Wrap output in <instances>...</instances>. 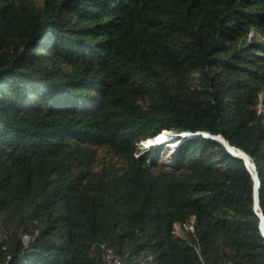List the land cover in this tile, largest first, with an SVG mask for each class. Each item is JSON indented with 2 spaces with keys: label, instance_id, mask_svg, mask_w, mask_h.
I'll use <instances>...</instances> for the list:
<instances>
[{
  "label": "trees",
  "instance_id": "obj_1",
  "mask_svg": "<svg viewBox=\"0 0 264 264\" xmlns=\"http://www.w3.org/2000/svg\"><path fill=\"white\" fill-rule=\"evenodd\" d=\"M264 0H0V264H264ZM176 223L193 228L179 235Z\"/></svg>",
  "mask_w": 264,
  "mask_h": 264
},
{
  "label": "clouds",
  "instance_id": "obj_2",
  "mask_svg": "<svg viewBox=\"0 0 264 264\" xmlns=\"http://www.w3.org/2000/svg\"><path fill=\"white\" fill-rule=\"evenodd\" d=\"M164 131H167V133L166 134H173V135H175L174 133H172V132H176V133H178L180 136H179V138H181V136H182V138H181V143L179 142V143H177V142H174V143H172V142H170L171 143V146L170 147H168L167 145H169V143L168 142H166V143H159L158 145H160L159 147H163L162 148V150H164V149H166V148H168V150H170L169 152H168V154H170V153H176L177 152V150H178V147L182 144V143H184L188 138H191V137H194V136H198V135H203V136H206V137H211L212 135H216V134H211L209 131H196V132H191V131H183V132H177V131H175V130H173V129H163V130H161L159 133H157V134H155V135H151V136H149V137H146L145 139H142L140 142H139V147H138V150H137V153H138V156H141V154H140V143L142 142H148L149 140H151L152 138H156L159 134H161V133H165ZM170 131V132H169ZM194 134H196V135H194ZM218 135V134H217ZM212 138H214V137H212ZM175 139V138H174ZM216 139V138H215ZM176 143V144H175ZM223 144V143H222ZM224 145V144H223ZM155 146H157V145H148L147 147H148V149H149V153H151L152 152V150L153 149H155L154 147ZM225 146V145H224ZM226 147V146H225ZM227 149V148H226ZM228 151V150H227ZM229 152V151H228ZM230 153V152H229ZM233 155V154H232ZM142 156H144V155H142ZM167 156V155H166ZM166 156H165V158H166ZM250 156V155H249ZM147 157V159L150 161V160H153V159H155V158H153L151 155L150 156H146ZM238 157V156H237ZM251 157V156H250ZM244 160V159H243ZM251 160L253 161V159L251 158ZM254 162V161H253ZM244 163H245V160H244ZM255 163V162H254ZM255 165H256V163H255ZM247 166V165H246ZM248 168V167H247ZM256 169H257V166H256ZM250 171V170H249ZM258 171V170H257ZM252 174V173H251ZM259 174V173H258ZM252 178H253V176H252ZM260 178V177H259ZM261 181V180H260ZM261 189V188H260ZM253 191H254V180H253ZM260 192V191H259ZM254 200H255V197H254ZM254 204H255V202H254ZM255 210V209H254ZM258 215V214H257ZM259 216V215H258ZM259 228H260V231H261V233H262V236L264 237V227H263V225H262V218H260V221H259Z\"/></svg>",
  "mask_w": 264,
  "mask_h": 264
},
{
  "label": "rangeland",
  "instance_id": "obj_3",
  "mask_svg": "<svg viewBox=\"0 0 264 264\" xmlns=\"http://www.w3.org/2000/svg\"><path fill=\"white\" fill-rule=\"evenodd\" d=\"M172 133H174L175 135H172L171 139L179 138L180 135L178 133H176V132H172ZM166 135H168V134H166ZM160 138L162 139V137H160ZM167 140H169V138H167ZM148 145H149L148 142H143V143L141 142L140 143V154H141V156L142 155H144V156H150L151 155L155 159L165 158V156L168 155V152L170 151V150H168V148L162 150L163 147H159L160 145H157L154 147L155 149H153L152 152L149 153V149L147 147ZM167 146L170 147L171 143H169V145H167ZM230 153L233 155H241L239 153V151L236 152V150H232V152H230ZM166 159H167V157H166ZM190 228H193V226L191 224L182 225L181 223H176V225H175V231L179 235H185L186 231Z\"/></svg>",
  "mask_w": 264,
  "mask_h": 264
},
{
  "label": "water",
  "instance_id": "obj_4",
  "mask_svg": "<svg viewBox=\"0 0 264 264\" xmlns=\"http://www.w3.org/2000/svg\"><path fill=\"white\" fill-rule=\"evenodd\" d=\"M196 135V134H194ZM211 137H214L216 138L217 140H219L221 143H223L227 150L229 152H232V148H234L236 151H239V152H242L244 153V155L246 156V158L243 156V155H234V156H238L239 158H242L245 160V164L247 165L248 169L250 170L251 172V167L248 165L247 163V160L249 161L251 159V157L249 156L248 153H246L244 150L236 147V146H233L229 143V141L227 139H225V137L222 135V134H218V135H212ZM252 168H254L256 170V176L254 177L253 175V180L254 182L257 181V185H256V188H254V197H257V203L254 204V209H255V212L259 215L260 218L264 217V212L262 211L261 209V206H260V202H259V191H260V188H261V181H260V178H259V174H258V171L256 169V165L255 163L252 161ZM252 173V172H251Z\"/></svg>",
  "mask_w": 264,
  "mask_h": 264
},
{
  "label": "bare ground",
  "instance_id": "obj_5",
  "mask_svg": "<svg viewBox=\"0 0 264 264\" xmlns=\"http://www.w3.org/2000/svg\"><path fill=\"white\" fill-rule=\"evenodd\" d=\"M164 132H166L167 133V131H164ZM166 133H161V134H159L156 138H152L151 140H149L148 141V144L149 145H158L159 143H166V142H168V143H170V142H172V143H174V142H177V143H179V141H180V143H181V138H175V139H171V137H172V135L173 134H168V135H166ZM165 134V135H164ZM164 135V136H163ZM160 137H162V139L160 138ZM182 137V136H181ZM167 138H169V140H167ZM176 144V143H175ZM233 150H235L234 148H232ZM237 152V151H236ZM241 155H243L245 158H246V156L244 155V153H242V152H239ZM247 163H248V165L251 167V172H252V175L255 177L256 176V170L254 169V168H252V160L250 159L249 161L247 160ZM254 179V178H253ZM257 181H255L254 182V188H256V185H257V183H256ZM255 203H257V197H255ZM262 225H263V227H264V217H262Z\"/></svg>",
  "mask_w": 264,
  "mask_h": 264
}]
</instances>
